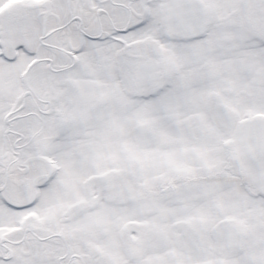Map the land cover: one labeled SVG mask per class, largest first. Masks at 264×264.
<instances>
[{"label": "snow or ice", "instance_id": "1", "mask_svg": "<svg viewBox=\"0 0 264 264\" xmlns=\"http://www.w3.org/2000/svg\"><path fill=\"white\" fill-rule=\"evenodd\" d=\"M0 264H264V0H0Z\"/></svg>", "mask_w": 264, "mask_h": 264}]
</instances>
